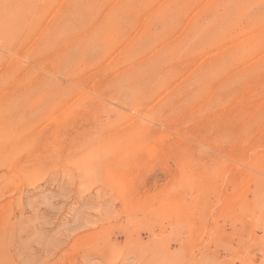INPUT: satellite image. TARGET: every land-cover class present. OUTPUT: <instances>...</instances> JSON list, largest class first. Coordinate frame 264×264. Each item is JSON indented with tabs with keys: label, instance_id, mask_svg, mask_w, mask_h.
Returning a JSON list of instances; mask_svg holds the SVG:
<instances>
[{
	"label": "rangeland",
	"instance_id": "obj_1",
	"mask_svg": "<svg viewBox=\"0 0 264 264\" xmlns=\"http://www.w3.org/2000/svg\"><path fill=\"white\" fill-rule=\"evenodd\" d=\"M0 264H264V0H0Z\"/></svg>",
	"mask_w": 264,
	"mask_h": 264
},
{
	"label": "bare ground",
	"instance_id": "obj_2",
	"mask_svg": "<svg viewBox=\"0 0 264 264\" xmlns=\"http://www.w3.org/2000/svg\"><path fill=\"white\" fill-rule=\"evenodd\" d=\"M53 76V75H52Z\"/></svg>",
	"mask_w": 264,
	"mask_h": 264
}]
</instances>
